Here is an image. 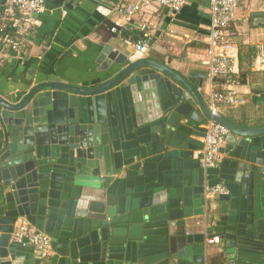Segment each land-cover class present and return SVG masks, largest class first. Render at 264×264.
<instances>
[{
    "label": "water",
    "instance_id": "1",
    "mask_svg": "<svg viewBox=\"0 0 264 264\" xmlns=\"http://www.w3.org/2000/svg\"><path fill=\"white\" fill-rule=\"evenodd\" d=\"M103 46L107 81L38 83L16 102L0 95V264H210L214 237L238 243V264H264V125L213 114L197 89L206 75L184 76L117 39ZM254 93L264 105V84ZM207 121L229 131L222 153L240 161L204 170L193 160L203 145L191 137H203ZM192 167L183 189L179 175ZM255 178L261 220L250 216L247 231L232 215L240 185L246 193ZM217 185L228 194L205 201V187ZM216 203L231 218L217 221ZM20 217L52 238L50 257L12 240ZM193 217H204L193 227L205 231L187 235L183 220Z\"/></svg>",
    "mask_w": 264,
    "mask_h": 264
},
{
    "label": "crops",
    "instance_id": "2",
    "mask_svg": "<svg viewBox=\"0 0 264 264\" xmlns=\"http://www.w3.org/2000/svg\"><path fill=\"white\" fill-rule=\"evenodd\" d=\"M120 1L46 0V12L41 17L42 25L35 37V45L31 53L17 61L12 60L0 72V95L8 98L13 97L16 102L18 101L17 96L21 98L29 91L31 85L38 83L55 81L78 87H94L104 80L107 81L106 78L111 70H104V66L109 59L105 56V59L99 61L103 45L114 44L116 39L123 40L107 39L106 23L112 22L116 18L112 15L108 17L103 15L98 11V8L102 6L108 8ZM3 2L4 0H0V4ZM152 13L149 19L155 25L156 35L154 48L147 57L165 63L184 76L206 75V67L202 61L206 55V37L210 25L208 0H190L189 4L174 19L164 11ZM118 18L124 22L123 17ZM139 23V20L135 19L126 25V29L140 31ZM229 34L232 43L239 46L240 53L242 52L245 56L251 52L254 57L243 65L241 62L239 63L240 76L243 68L249 67L247 82L240 83V90L248 99V103L239 109L223 110L221 116L239 127L263 126L264 105L256 100L261 95L254 91L261 89L264 84V64L255 63L252 65V61L257 57H264V0H241L237 19L230 27ZM196 80L198 92L207 104L204 94L199 90L206 78L197 77ZM195 109L198 111L199 117L203 118L197 103ZM200 128L206 129L205 125H201ZM3 136L4 133L0 128V146ZM204 137L205 135L201 138L192 136L191 139L202 143ZM235 148L236 146L232 153ZM201 149L194 153L193 160L200 155ZM224 158L240 161V159L231 158L227 153L224 154ZM180 159L192 161V159L183 157ZM195 170V167L186 170L189 171V174H185V170H183V178L194 179ZM245 179L249 180L250 176H246ZM251 187V190L246 189V193H243L245 187L240 185V189L237 191L239 204L237 209L233 210L236 214L232 215V218L237 220L235 223L237 225H240L243 215L247 231L250 230V227H255L253 224L246 223L251 217V222L261 220L254 219L258 213L256 189L259 187V183L256 178ZM250 199L251 204L249 203ZM221 205V203H216L212 206L217 221L221 217L231 218V210L223 214L220 211ZM203 219L204 217H193L183 220L186 234L204 232L205 228L193 227L194 221H200L199 225H202ZM179 222L180 219L175 220V223L179 224ZM229 233L230 231L226 229L225 235ZM216 240L217 243L208 246L209 263L238 264L239 258L242 259L238 243L234 246V241H230L226 237L222 239L218 237ZM228 243H233V245L228 246ZM121 262L130 264L126 261ZM246 263L248 264V262Z\"/></svg>",
    "mask_w": 264,
    "mask_h": 264
},
{
    "label": "built area",
    "instance_id": "3",
    "mask_svg": "<svg viewBox=\"0 0 264 264\" xmlns=\"http://www.w3.org/2000/svg\"><path fill=\"white\" fill-rule=\"evenodd\" d=\"M190 0H121L111 7H99L105 16H114L112 33L126 29L129 22L139 20V30L144 40L133 43L137 52L147 57L153 50L156 28L149 19L152 12H167L174 19L189 4ZM210 25L206 37V55L203 64L206 67V80L199 90L206 98L209 110L221 115L223 110L239 109L248 103L240 90L239 83V46L231 41L229 29L237 19L241 0H208ZM46 12V0H4L0 4V72L12 60L29 55L35 43V37L42 25L41 17ZM123 17L124 22L118 18ZM264 64V57H257L252 65ZM229 131L213 121L206 126L202 141L201 166L204 170L217 168L223 161L222 150L227 145ZM223 185L205 188L206 200H214L227 195ZM27 239L34 251L43 258L53 254L52 238L40 232L26 218L20 217L14 225L12 240L21 242ZM217 240L207 241L208 246Z\"/></svg>",
    "mask_w": 264,
    "mask_h": 264
},
{
    "label": "trees",
    "instance_id": "4",
    "mask_svg": "<svg viewBox=\"0 0 264 264\" xmlns=\"http://www.w3.org/2000/svg\"><path fill=\"white\" fill-rule=\"evenodd\" d=\"M106 26H107L106 28L108 29L107 34H106L107 39L118 38V39H121L123 41L131 40L133 43H138V42L144 40L143 33L140 31L133 30V29H122V30H119V32H120L119 34H114L111 31V29L113 28V23L108 21L106 23ZM239 54H240L239 63L241 62V65H243V63L250 62L251 59L254 57L253 53H251V52H248L247 54H245V56L242 52ZM242 54H243V56H242ZM248 74H249V67L243 68L242 74L238 80L239 83L245 84V82H247L246 79L248 78Z\"/></svg>",
    "mask_w": 264,
    "mask_h": 264
},
{
    "label": "flooded vegetation",
    "instance_id": "5",
    "mask_svg": "<svg viewBox=\"0 0 264 264\" xmlns=\"http://www.w3.org/2000/svg\"><path fill=\"white\" fill-rule=\"evenodd\" d=\"M7 98H8V97H7ZM17 98L19 99L20 96H17ZM208 122H209V121H207V124H208ZM207 124L205 125V127L207 126ZM205 130H206V129H205ZM202 145H203V144H202ZM198 151H199V150H198ZM195 152H197V151H195ZM195 152H194V153H195ZM199 157H200V159H199ZM201 158H202V157H201V154H200L196 159L199 160V165H200V167L202 168V166H201V162H200V161H201ZM225 160H226V159L223 158V161L221 162V164H220L217 168H219V167L223 164V162H224ZM202 169H203V168H202ZM186 178H188V177H186ZM186 178L183 179V177H182L181 175H179V179H180L179 181H180V182H179V183H176V184L183 185V189H185V187H187V186H186V183H190V184H192V182H193V180H194V179H189V178L186 179ZM205 188H206V187H205ZM204 194H205V191H204ZM204 199H205V201H207L206 198H205V195H204ZM212 213H213V212H212ZM217 238H218V237H214L213 239H217ZM216 243H217V241H216Z\"/></svg>",
    "mask_w": 264,
    "mask_h": 264
}]
</instances>
